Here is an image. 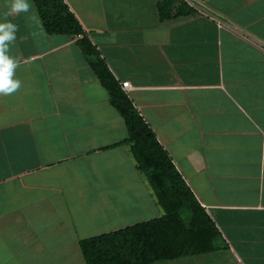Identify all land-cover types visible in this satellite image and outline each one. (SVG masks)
<instances>
[{"label": "crops", "instance_id": "obj_1", "mask_svg": "<svg viewBox=\"0 0 264 264\" xmlns=\"http://www.w3.org/2000/svg\"><path fill=\"white\" fill-rule=\"evenodd\" d=\"M62 1L81 34L46 33L32 0L7 15L22 85L0 94V264H85L80 241L163 214L83 37L217 233L152 264H264V0Z\"/></svg>", "mask_w": 264, "mask_h": 264}, {"label": "trees", "instance_id": "obj_2", "mask_svg": "<svg viewBox=\"0 0 264 264\" xmlns=\"http://www.w3.org/2000/svg\"><path fill=\"white\" fill-rule=\"evenodd\" d=\"M48 34L82 33L62 0H32ZM92 72L108 92L110 104L124 119L130 152L137 170L146 178L163 214L161 217L80 241L85 264H152L212 250L217 236L151 129L112 77L94 47L78 41Z\"/></svg>", "mask_w": 264, "mask_h": 264}, {"label": "clouds", "instance_id": "obj_3", "mask_svg": "<svg viewBox=\"0 0 264 264\" xmlns=\"http://www.w3.org/2000/svg\"><path fill=\"white\" fill-rule=\"evenodd\" d=\"M32 5L28 0H11L9 12L5 16V22L0 23V94L12 95L21 88L22 82L15 79L16 69L19 67L17 58L9 55L10 45L16 40L19 26L9 20L7 15L29 13ZM262 174H264V153L261 155Z\"/></svg>", "mask_w": 264, "mask_h": 264}, {"label": "built area", "instance_id": "obj_4", "mask_svg": "<svg viewBox=\"0 0 264 264\" xmlns=\"http://www.w3.org/2000/svg\"><path fill=\"white\" fill-rule=\"evenodd\" d=\"M128 86V82H123V83H121V87L122 88H126Z\"/></svg>", "mask_w": 264, "mask_h": 264}]
</instances>
